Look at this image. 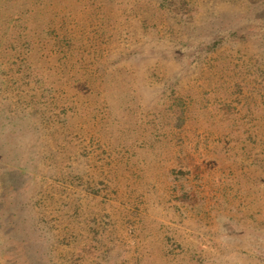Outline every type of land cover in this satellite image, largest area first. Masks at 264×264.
Wrapping results in <instances>:
<instances>
[{"label":"rangeland","instance_id":"374dc122","mask_svg":"<svg viewBox=\"0 0 264 264\" xmlns=\"http://www.w3.org/2000/svg\"><path fill=\"white\" fill-rule=\"evenodd\" d=\"M0 264H264V0H0Z\"/></svg>","mask_w":264,"mask_h":264}]
</instances>
